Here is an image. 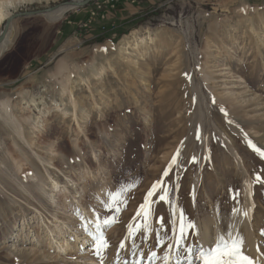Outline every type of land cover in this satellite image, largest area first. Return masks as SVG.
Wrapping results in <instances>:
<instances>
[{"label":"rangeland","instance_id":"374dc122","mask_svg":"<svg viewBox=\"0 0 264 264\" xmlns=\"http://www.w3.org/2000/svg\"><path fill=\"white\" fill-rule=\"evenodd\" d=\"M127 2L141 7L128 8L118 28L110 22L117 9L98 19L104 33L80 42L67 17L83 9L12 23L0 58V264H131L119 245L130 243L129 225L143 220L136 213L178 149L180 167L166 178L172 203L151 204L149 239L137 241L141 264H162L146 261L167 248L154 247L157 217L170 229L183 211L195 225L188 239L200 242L206 216L228 228L246 181L264 255V158L249 143L264 151V0ZM63 58L69 69L60 79ZM125 197L118 213L104 212L105 201L115 208ZM97 212L115 219L103 227ZM97 222L109 245L99 254Z\"/></svg>","mask_w":264,"mask_h":264},{"label":"snow or ice","instance_id":"6c2138e0","mask_svg":"<svg viewBox=\"0 0 264 264\" xmlns=\"http://www.w3.org/2000/svg\"><path fill=\"white\" fill-rule=\"evenodd\" d=\"M214 102V101H213ZM223 112L224 110L221 109ZM227 115V113H225ZM199 130H197L196 139H200ZM253 149L264 158V151L257 148L255 145H251ZM180 156V150L172 157V160L162 174L161 179L154 182L145 196L144 203L140 205V210L136 213L137 217L142 216L141 222L135 223V225H129L128 233L125 240L130 241L128 245L124 241H121L119 248L121 250L126 247L129 249L130 254L134 257L131 264H141L145 261V253L139 251L141 245L137 242L138 239L143 240L145 243L149 239L150 229L147 224V219L151 213V204L153 203H166L171 205V199L169 198L170 189L167 186L166 178H170L171 172L174 168L180 167L178 157ZM195 156L192 157L191 162H195ZM261 176H256V181H261ZM178 187V185H176ZM173 191L175 189H172ZM123 195V191L116 193V196ZM238 195V194H237ZM115 199V197H113ZM236 199V196L233 197ZM126 202V197L123 200H117L116 206L113 208L108 201L104 202V212L118 213L120 211V204ZM96 212V209H93ZM238 212L237 208L232 209V214L235 215ZM244 215L247 217L248 212L245 211ZM177 220L174 225L167 229L168 222L163 216L157 217L158 227L155 229V245L154 247L163 248L167 243V248L163 253V256H158V253L154 250L149 251L146 256V261H158L162 260V264H172L173 255L175 252L178 254L176 258V264L182 259L186 261V264H256V261L249 255L245 254L243 250V240L237 233L233 235L229 231L222 232L218 238L209 243L208 247H205L201 242H193L188 239L190 230L195 228V225L191 222L185 224L184 213L181 211L176 214ZM103 220V227H107L115 219L114 215H105L101 217L97 212V220ZM96 234L93 237V247L99 254L101 249H106L109 245L107 239L102 230V224L97 222ZM195 235V233H193ZM261 235L264 236V230L261 231Z\"/></svg>","mask_w":264,"mask_h":264},{"label":"bare ground","instance_id":"6f19581e","mask_svg":"<svg viewBox=\"0 0 264 264\" xmlns=\"http://www.w3.org/2000/svg\"><path fill=\"white\" fill-rule=\"evenodd\" d=\"M29 1L33 2L34 0H0V25L5 23L9 15H11L13 8L17 7L20 4L27 3ZM72 9H76V7L72 5H64L55 11L44 13V15H46L51 21H58L62 19L65 16V14ZM9 35L6 38V42H3L2 44H0V58L4 55V53L7 50V47H8L7 40L9 38ZM70 40L71 38L68 41ZM122 49L123 48H121V50ZM58 65L59 66H58L56 74L61 79L65 71H68L69 69L68 63L66 59L63 58L62 60H60ZM104 70H105L104 66H101L100 68L95 69L92 72V77L99 75ZM3 103L5 102L3 101ZM234 155L236 159L239 161V163H241L242 159L239 157V155L237 154H234ZM197 184H198V181H197ZM244 194H245V198H244V201L242 202L241 207L238 208V212L235 215L232 214V220H229V218L226 219L229 222L228 223L229 226L226 230H223L222 224H221L224 218H220V217H217V215L211 214V215L206 216L201 221L202 222L201 224L199 223L198 238L200 242L204 244L205 247H208L209 243L212 242L214 239L218 238L219 235H221L222 232L224 231H229L233 235H236L238 233L239 236L243 240V250L245 251V254L253 258L256 261V264H264L263 252L260 250V246L256 242L257 239L253 232V227L251 226V216H253L254 214L255 200H254L253 192L250 191V189L248 188L247 181L245 182ZM245 211L248 212L247 217L244 215ZM67 246L68 244L66 245L63 244L61 247L65 248Z\"/></svg>","mask_w":264,"mask_h":264},{"label":"crops","instance_id":"0c3cea01","mask_svg":"<svg viewBox=\"0 0 264 264\" xmlns=\"http://www.w3.org/2000/svg\"><path fill=\"white\" fill-rule=\"evenodd\" d=\"M35 1H40V0H34L33 2H35ZM158 1H160V0H142V3H158ZM27 3H32V1H29ZM127 3H128L127 0H120V2L118 4V7H117V12L115 14H113V18L112 19H114V20H113V22L110 21L112 24L117 25V28L119 26L118 25L119 23L114 22V21L118 20V19H121V18H124L126 16L125 13H126L128 8L130 10H132V9L135 10V11L132 10L131 12H136V10L141 7V6L133 7V6L130 5V7H131L130 8ZM90 8H91V6L84 8L83 11H81V13L75 14V16L72 17L73 19L67 17V23H68L70 35L72 33H76L77 32L78 23H80L81 21H84L88 17V10ZM117 28H116V30H117ZM65 32L68 33V31H65ZM62 33H64V32H62ZM82 33H83L82 36H80L81 33H78V35L76 37H74L76 39V42H78L77 40H79V42H80V40H81L80 38L84 39V37H85V38L91 39V38L97 37L98 35H101L104 32L101 30V24L100 23H95L94 30L91 33H87V32H82Z\"/></svg>","mask_w":264,"mask_h":264},{"label":"built area","instance_id":"2783aa9c","mask_svg":"<svg viewBox=\"0 0 264 264\" xmlns=\"http://www.w3.org/2000/svg\"><path fill=\"white\" fill-rule=\"evenodd\" d=\"M131 1L133 3L136 2V0ZM119 2L120 0H94L93 5L88 10V17L84 21L78 23L76 33H81L80 36H82V32L90 33L96 21L98 19L106 20L110 16V13L117 9ZM78 10L80 11L81 9ZM112 26L115 28V24ZM102 29L106 30L107 26L103 25Z\"/></svg>","mask_w":264,"mask_h":264},{"label":"water","instance_id":"95a60500","mask_svg":"<svg viewBox=\"0 0 264 264\" xmlns=\"http://www.w3.org/2000/svg\"><path fill=\"white\" fill-rule=\"evenodd\" d=\"M93 0H63L61 2H58L54 5H47L45 7H40L36 9H28V10H21V11H16L12 12L11 15L6 19L4 26L2 30L0 31V44L6 41V38L8 37L11 26L13 21L16 18L19 17H27V16H35V15H40L44 13H49L52 11L57 10L58 8L64 6V5H72L76 8H81V7H86L88 6Z\"/></svg>","mask_w":264,"mask_h":264}]
</instances>
